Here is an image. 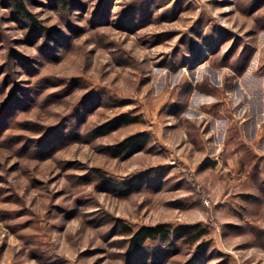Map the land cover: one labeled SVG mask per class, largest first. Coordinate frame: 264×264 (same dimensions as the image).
I'll list each match as a JSON object with an SVG mask.
<instances>
[{"label":"rangeland","instance_id":"1","mask_svg":"<svg viewBox=\"0 0 264 264\" xmlns=\"http://www.w3.org/2000/svg\"><path fill=\"white\" fill-rule=\"evenodd\" d=\"M13 1L0 264H264V0ZM157 225L205 236L127 248Z\"/></svg>","mask_w":264,"mask_h":264},{"label":"trees","instance_id":"2","mask_svg":"<svg viewBox=\"0 0 264 264\" xmlns=\"http://www.w3.org/2000/svg\"><path fill=\"white\" fill-rule=\"evenodd\" d=\"M59 5L63 6L65 1L58 0ZM13 6L17 15V19L20 21H26L31 25H35V20L32 15L28 13L25 9L23 3L19 0L13 1ZM126 119L121 118L120 121L123 123H129L125 121ZM108 129V126L98 127L94 129L95 132L101 133L102 130L99 129ZM145 139H142L141 136L135 135L125 138L121 142L117 143L113 148V151L110 153L112 157H118L124 152H126L133 145H142ZM123 234L126 236V244L129 250H138L142 249L143 245L146 241H155L157 239L165 242H170L171 235L176 238H182L183 244L194 245L197 243L202 237L205 236V231L203 229H199L197 227H186L179 229H170L165 225H157L154 227H141L135 231L122 227Z\"/></svg>","mask_w":264,"mask_h":264}]
</instances>
